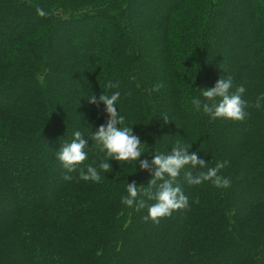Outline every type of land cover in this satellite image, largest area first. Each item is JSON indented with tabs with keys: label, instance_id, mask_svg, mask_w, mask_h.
Masks as SVG:
<instances>
[{
	"label": "trees",
	"instance_id": "trees-1",
	"mask_svg": "<svg viewBox=\"0 0 264 264\" xmlns=\"http://www.w3.org/2000/svg\"><path fill=\"white\" fill-rule=\"evenodd\" d=\"M238 3L232 43L224 32ZM261 13L264 0H0V264H264V99L254 106L264 97ZM210 49L223 54L224 72ZM229 77L230 91L245 88L243 122L192 104ZM116 91L123 126L142 141L140 160L179 143L207 162L181 171L188 208L159 223L122 203L133 181L147 200L151 170L98 167L106 154L92 134L108 117L87 100ZM75 131L99 183L58 160ZM218 162H227L228 188L187 182L184 172Z\"/></svg>",
	"mask_w": 264,
	"mask_h": 264
},
{
	"label": "clouds",
	"instance_id": "clouds-1",
	"mask_svg": "<svg viewBox=\"0 0 264 264\" xmlns=\"http://www.w3.org/2000/svg\"><path fill=\"white\" fill-rule=\"evenodd\" d=\"M37 14L40 17L47 15L46 11L37 6ZM233 81L220 78L214 87L205 88L202 92L204 100L193 98L192 104L197 111L211 116L212 119H224L236 122H243L248 113L249 106L247 101L242 98L245 92L243 86L236 88L235 92L230 91ZM107 88L118 87L117 84L109 82L105 85ZM157 88L159 85L156 86ZM120 92L116 91L111 95L101 94L99 99L92 95L87 100L89 104L104 105V111L107 114V120L100 125L92 134V140L95 141L101 152L106 154L98 167L105 173L112 171L110 160L117 162H139L141 170H151L152 179L148 182V187L143 190V196L147 200L140 198L141 189L133 181L127 185V195L122 197V203L127 207H135L136 211L147 208V215L143 217L145 221L151 220L159 223L161 219L170 217L173 212L182 211L188 208V197L184 194L181 186L177 183L182 170L186 167L192 169L206 168L207 162L200 158L197 152L189 154V147L182 146L179 143L172 148L170 154H156L151 160H140L144 154L143 144L140 137L133 132L132 127L123 126L125 117L120 115L117 110V102L120 98ZM260 99L254 105L260 107ZM167 123V118H165ZM88 140L84 138L80 131H75L70 143H65L59 148L57 157L63 168L68 173H77L79 178L84 181L99 183L102 179L97 167L93 166L95 162L86 164L88 154L86 148ZM227 162L217 163L214 167L207 168V171H200L193 175L192 171L184 172L185 178L189 184L200 185L204 182H211L216 188H228L230 181L223 177L220 172ZM64 179L71 181L72 175H65ZM155 201L148 204L147 201Z\"/></svg>",
	"mask_w": 264,
	"mask_h": 264
},
{
	"label": "rangeland",
	"instance_id": "rangeland-1",
	"mask_svg": "<svg viewBox=\"0 0 264 264\" xmlns=\"http://www.w3.org/2000/svg\"><path fill=\"white\" fill-rule=\"evenodd\" d=\"M244 6L241 4V3H238V4H233V7L230 9V12H229V17H228V28H225V32H224V35L225 37L229 38L232 43L234 42L231 38H234L233 37V34L236 35V32H238L237 30L234 29V26L232 25L233 24V21H234V17L235 16H241L242 14H244ZM156 12V11H155ZM158 13V11H157ZM259 16V18H262L264 17V13H261V15H257ZM256 23L255 20H253V23H252V27H254V24ZM231 37V38H230ZM225 40L221 41V44L224 45V49L225 48H228V43L227 42H224ZM247 49V47H246ZM224 51V50H223ZM222 53L221 54H216L215 51H211L210 49V59H212L211 61L213 62L214 60L218 61L219 60V63H222L221 65H217V69L221 70L224 72V70L227 69V66L228 64H226V62L223 61V57H222ZM219 57V58H218ZM229 62H230V58H229ZM230 66V64H229ZM219 79V78H218ZM1 209V207H0Z\"/></svg>",
	"mask_w": 264,
	"mask_h": 264
}]
</instances>
